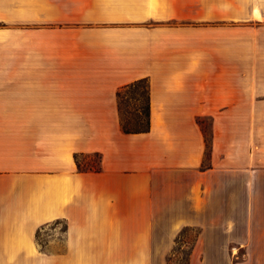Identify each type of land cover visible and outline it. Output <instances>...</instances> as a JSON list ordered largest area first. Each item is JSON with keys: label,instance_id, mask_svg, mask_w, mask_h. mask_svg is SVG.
<instances>
[{"label": "crops", "instance_id": "1", "mask_svg": "<svg viewBox=\"0 0 264 264\" xmlns=\"http://www.w3.org/2000/svg\"><path fill=\"white\" fill-rule=\"evenodd\" d=\"M185 227L188 264H264V0H0V264H167Z\"/></svg>", "mask_w": 264, "mask_h": 264}, {"label": "trees", "instance_id": "2", "mask_svg": "<svg viewBox=\"0 0 264 264\" xmlns=\"http://www.w3.org/2000/svg\"><path fill=\"white\" fill-rule=\"evenodd\" d=\"M116 97L122 132L124 134L147 133L150 127V102L147 81L142 79L124 86L117 92ZM75 160L77 161L78 169L84 171L81 169L77 157H75ZM94 170H97V168ZM39 232L40 231L37 232L36 237H38ZM189 233H193V236L188 239ZM198 235V229L190 227L183 228L175 239L173 249L167 258V264H188ZM181 245L188 246L189 252L184 262L176 263L175 260L177 259L175 258L179 254V246Z\"/></svg>", "mask_w": 264, "mask_h": 264}, {"label": "rangeland", "instance_id": "3", "mask_svg": "<svg viewBox=\"0 0 264 264\" xmlns=\"http://www.w3.org/2000/svg\"><path fill=\"white\" fill-rule=\"evenodd\" d=\"M207 127L209 125L207 124ZM80 167L82 170H94L97 168V159L94 157H91L89 159V162L87 158H80L79 160ZM87 162V163H84ZM64 230V224L63 223H52L47 226H44L42 230L38 233L37 242L41 246V248L51 251V249H54V246L49 245L51 240H62V231ZM193 233L188 234V239L192 238ZM189 252V247L185 245L179 246V254L175 258V262H184L187 259V254ZM231 258L234 260H240L244 258L245 253L243 251L234 252L231 253Z\"/></svg>", "mask_w": 264, "mask_h": 264}]
</instances>
